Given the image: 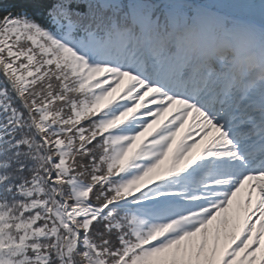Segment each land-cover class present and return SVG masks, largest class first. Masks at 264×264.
Listing matches in <instances>:
<instances>
[{"label":"snow or ice","instance_id":"snow-or-ice-1","mask_svg":"<svg viewBox=\"0 0 264 264\" xmlns=\"http://www.w3.org/2000/svg\"><path fill=\"white\" fill-rule=\"evenodd\" d=\"M264 264V0H0V264Z\"/></svg>","mask_w":264,"mask_h":264},{"label":"rangeland","instance_id":"rangeland-1","mask_svg":"<svg viewBox=\"0 0 264 264\" xmlns=\"http://www.w3.org/2000/svg\"><path fill=\"white\" fill-rule=\"evenodd\" d=\"M258 264H259V261H258Z\"/></svg>","mask_w":264,"mask_h":264}]
</instances>
